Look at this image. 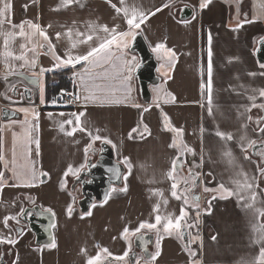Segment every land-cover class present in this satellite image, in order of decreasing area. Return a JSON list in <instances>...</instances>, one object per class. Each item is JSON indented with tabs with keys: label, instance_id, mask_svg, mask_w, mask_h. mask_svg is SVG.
Wrapping results in <instances>:
<instances>
[{
	"label": "crops",
	"instance_id": "1",
	"mask_svg": "<svg viewBox=\"0 0 264 264\" xmlns=\"http://www.w3.org/2000/svg\"><path fill=\"white\" fill-rule=\"evenodd\" d=\"M262 2L264 0H211L207 7L201 8L203 0H125L124 4L121 0H74L71 4H65L64 0H0V8L5 3L10 5L3 28L16 34L15 39L10 40L8 50L14 56L25 55L29 61L24 64L12 57L5 58V37L0 35V173L5 179V186L0 191V238L17 241L0 244V258L4 255L7 264H88L90 259L101 255L102 264H136L137 260L139 264H146L151 257L135 247V238L139 234H152L155 239L150 247L151 256L157 252V243L160 255L151 260V264H253L261 247L253 243L258 235L253 231V225L264 224V218L256 211L264 209V177L260 174L264 159L252 156L251 149L243 152L240 137L246 135L248 140L257 143L264 140V133L258 131L257 124L259 121L264 127V109L252 107L253 102L264 104V97L259 96V90L264 89V75H261L264 68L255 56L257 43L264 36ZM166 4L170 6L165 7ZM112 5L121 9L127 7L129 14L135 9L147 16L134 31L143 36L158 62L156 73L161 81L150 87V103L141 96L135 71L130 81L132 91L125 98L119 80L96 76L82 81L78 74L83 73L86 66L83 63L75 67L63 64L57 67L58 61L48 43L39 35L32 36L33 30L26 23L39 24L55 46V54L67 59V54H85L91 47L98 46L102 38L108 37L99 30L100 26L115 27L117 32L128 30L123 11L117 13ZM185 6L191 7L193 14L183 20L180 15ZM12 24H24V32L29 38L21 37L19 27L12 29ZM239 24L243 27L238 28ZM69 30L71 37L67 35ZM209 34L211 104L207 90ZM88 35L93 36L91 41H87ZM133 40L129 38L126 49L118 50L115 45L112 48L117 55L122 51L126 60L132 61L134 57V63L139 64V55L131 52ZM161 43L175 53L171 61L163 52L158 54L153 50ZM41 44L44 47H40ZM34 46L35 51H30ZM66 69L73 71L72 86L79 96V103L74 107L63 106L48 98V85L55 81L54 77L49 80L48 74ZM105 70L98 68L95 72ZM110 88L116 89L114 94L108 91ZM27 90L32 92L31 101L26 99ZM90 93L97 99L86 102L84 97ZM105 97L122 102L101 103ZM5 108L16 115L4 119ZM19 109H29V112ZM33 111L38 114V119L34 118ZM61 112L66 115L60 116ZM72 112L85 113L79 126L67 115ZM165 115L173 127L183 130L182 136L165 128ZM69 119H73V123H65L64 131H60L61 122ZM145 125L148 132L144 130ZM73 127H77V131L67 135ZM79 127L85 131H79ZM29 131L31 143L27 147H30L31 155L26 157L23 145L25 133ZM217 131L229 133L234 138L222 140L216 135ZM88 133L112 141L110 145H115L112 147L116 159L123 163L124 177H127V180L123 177L121 186L113 188L115 191H111L107 202L91 207L90 216L89 212L83 214L79 209L80 187L73 190L68 184L77 176L65 175L69 166L81 169L90 157L96 160L103 139L93 142ZM174 141L176 147L171 146ZM14 144L15 165L12 163ZM89 144L92 147L86 154L85 148ZM244 144L246 147L247 141ZM184 145L194 149L196 154L186 151L181 154ZM226 150L232 152L233 164H229L224 155ZM246 155L249 159L244 158ZM177 157L183 158L182 167L175 173L177 180L188 178L189 169L200 174L198 186L187 193L188 205L183 203V197L177 200L171 194L174 181L168 173ZM126 158L131 164L130 174ZM29 161L38 175L37 186H11L17 183L12 179V168L19 169ZM241 171L247 174L249 182L255 177V183L259 184L252 190L257 193L254 208L244 207L236 195L221 199L219 192L203 191L204 187L216 189L221 183L235 191L236 185L232 181L244 182L243 175H238ZM41 172L48 175L40 176ZM125 186L127 191H121ZM185 187H191V182L188 185L181 182L178 194ZM194 194L201 195L199 208L192 200ZM213 195L217 197L215 200ZM241 195L246 197L244 205L248 204L247 197L251 192L246 190ZM208 201H211L210 205ZM157 205L159 213L155 211ZM34 206L55 213V227L52 228L55 248L38 245L35 233L23 220L25 210ZM69 206L73 209L71 217L67 213ZM182 208L188 212L182 222V233L184 229L187 231V239L180 238L175 231L172 235L165 233L163 219L159 230L139 228L141 223H155L157 214L178 218ZM31 214L34 213L27 216ZM8 216L15 219L9 220L5 227L3 221ZM126 229L127 238L124 236ZM104 248L111 256L102 253ZM135 250L141 254L132 261L131 254ZM190 252L196 255H190ZM125 253L126 260L114 259Z\"/></svg>",
	"mask_w": 264,
	"mask_h": 264
},
{
	"label": "snow or ice",
	"instance_id": "2",
	"mask_svg": "<svg viewBox=\"0 0 264 264\" xmlns=\"http://www.w3.org/2000/svg\"><path fill=\"white\" fill-rule=\"evenodd\" d=\"M74 0H64L65 4H71L73 3ZM125 0H121V4H124ZM211 3V0H203V3L201 4V8L207 7V5ZM169 4H166L165 7H169ZM10 5L5 3L3 8H0V35L4 36V48L5 51L3 53V55L5 56V58L8 57H12L15 60H21L24 62V64H28L29 61L27 60L26 56L21 54L18 56H14L13 53L11 51L8 50L9 47V42L10 40H14L15 39V33L13 31H5L3 26L5 24V22L7 21V17H6V13L9 9ZM112 7H114L117 11V13H120L121 11H123L124 16L127 18L126 22L128 25V30L127 31H122V32H117L116 28H109L108 26L104 25V26H100V31L108 34V37H104L101 39V42L99 43L98 46H94L91 47L90 50H88L85 54L82 55H76V56H72L70 53L67 54V59H62L60 56L55 54L54 48L55 46L51 44V40L49 38V36L41 29V26L39 24L33 23L31 21H28L26 23L29 24L30 28L33 30L32 31V36H36L39 35L40 37H43V40L45 42L48 43V48L52 51L53 56L55 57V59L58 61V64L56 65L57 67H59L60 65H72L73 67H75L76 64H85L86 66L83 69V73L82 74H78L80 75V78L82 81L87 79H93L96 76H102L103 78H111L113 80H119L120 85L122 86L121 90L125 93V98H127L132 89H131V84L130 81L132 80V73L135 71V69L137 67H139L138 64L134 63L135 58L133 57L132 61H128L125 59V54L121 51L119 55H117V52L113 50L112 46L115 45L116 49H126L129 47V38L134 39L135 38V29L140 28V25L142 23L145 22V20L147 19V16L142 12V11H137L135 9H133L131 11V14H129V9L127 7H124L123 9L116 7V5H112ZM260 9L262 11H264V2H262L260 4ZM160 9H157V11H159ZM153 15L155 13H152ZM10 23V21H8ZM249 23L252 21H248ZM19 27L20 32L19 35L21 37H25V38H29L28 34L24 32V24H20V25H11L12 29H15ZM49 27H51V25H49ZM90 27H92L90 25ZM239 27H243L242 24L238 25ZM236 29H234L235 31ZM67 35L69 37H71L72 32L71 30L68 31ZM78 35H82V33H78ZM60 34L57 33L56 34V38L59 39ZM110 37V38H109ZM93 39L92 35H88L87 37V41H91ZM85 42V41H82ZM208 42H209V51H208V81H207V90H208V102L209 104H211V93H212V62H211V57H212V51H211V35L209 34V38H208ZM262 43H264V41H261ZM26 47V45L24 46ZM40 47H44L43 44L40 45ZM72 47L75 48L76 44L73 43ZM155 52H157L158 54L163 52L164 56H166L167 58H169V60L171 61L174 57H175V53L172 52L171 50L167 49L166 46L161 43L158 44L154 49ZM30 51H35V46L30 49ZM32 65H35V60H33ZM107 66V67H106ZM262 68H264V64L260 65ZM163 67V65L161 66ZM98 68H105L106 70L103 73H96L95 70ZM110 68V71L108 70ZM42 72L45 70H41ZM165 75H167V73H165ZM250 75L255 76V73H250ZM261 75H264V73H261ZM7 77H5L6 79ZM163 86H161L162 89ZM161 89H157V91H160ZM108 91L111 94H114V92L116 91L115 88H110L108 89ZM167 95H170L167 94ZM259 96L260 97H264V89L259 90ZM85 101H89V100H96L97 97L95 96L94 93H90L89 95L84 97ZM172 99L174 100L175 97H172ZM250 100H255L254 97H249ZM101 103H121L122 101L120 99H114V100H109L107 97L103 98L100 100ZM134 107H139V105H133ZM252 107H259L261 109H264V104H255L253 102ZM148 109H145V111H147ZM249 111L251 109H248ZM19 111H23L25 113L29 112V109H19ZM209 114H211V108H209ZM52 114L49 113V116H51ZM60 116H64L66 115L65 113L61 112L59 114ZM67 115H69L70 117L74 118L76 125L79 126L81 123V116L85 115V113H68ZM33 116L34 118L38 119V114L35 113L33 111ZM249 120H251V117H248ZM164 120H165V128L169 131H172L174 133H176V135L178 137L183 135V130L182 129H177L175 127H173L170 122H169V118L167 117V115L164 116ZM65 123L67 124H72L73 123V119H69L66 122L62 121L60 124V131H64V125ZM259 121H257L258 124V131L260 133H264V127H259ZM144 130L145 132H148L147 129V125L144 126ZM77 131V127H73L71 131L67 132L66 134L71 136L73 135L75 132ZM79 131L84 132L85 129L83 127H79ZM133 131H136L135 129ZM89 136L92 137V141L95 142L97 140H102L103 139V143L105 144H111L112 141L108 140L106 138H102L99 135L96 136H92L91 133H88ZM150 135V132L148 133ZM141 135L143 136V133H141ZM216 135L218 137H220L222 140L225 141H231L233 140V136L229 133H225L223 131H217ZM26 136V140H25V144L23 145V147H25V156L26 157H30L31 155V150L30 147H27V145H30L31 140H30V131L25 133ZM129 138L131 139V134H129ZM247 141V146L245 147L244 142ZM37 149H39V141H35ZM113 147H115V145H112ZM172 147H176V142L174 141L173 144L171 145ZM240 146H241V150L243 152H247L248 149H257V148H264V140H261L260 144H257L256 140H248L246 135H242L240 137ZM92 147L91 144L88 145L87 148H85V153L87 154V152L89 151V149ZM189 152L192 153V155H195V150L188 147L187 145H184L181 154H183V152ZM12 155H13V165L16 164V147L15 144L13 146V150H12ZM224 155L228 158V162L229 164H233L235 158L233 157V154L231 151L226 150L224 152ZM259 155L264 158V151H260ZM245 159H249V156H245ZM179 160V157L176 158V160L173 161L172 163V168L171 171L168 173V177L170 179H173V184H172V196L175 197L177 200L181 199L183 197V203L185 205L189 204V199L187 196V193L190 192L192 190V188L197 187V181L199 179L200 174L199 173H193L191 169L188 170V178H183L182 180H177L175 173L177 172V161ZM125 163L128 166V171L129 174L131 173V164L130 162L127 160V158L125 159ZM8 166V162L5 161V167L7 168ZM86 165H82L81 169H73L71 166H69L67 172L65 173V175L68 174H73L76 175L77 178L79 177V172L82 170L83 167H85ZM182 167V166H181ZM197 167H199V165H197ZM260 174L262 177H264V167L260 168ZM40 176H47L48 174L46 172H41L39 173ZM208 175H211V173H209ZM238 175H243L244 177V182L241 183L240 180H233V184L236 185V190L233 191L232 189H228L225 187V185L223 183L219 184L218 188L213 189V188H208V187H204L203 191L204 192H219L220 198L224 199V198H228L232 195H236L238 202L241 203L244 207L246 208H254L255 205V201L257 198V193L255 191H252L254 188H258L259 184L255 183V177H252V181L253 182H249L247 174L243 173L242 171L240 173H238ZM12 179L17 181V183L11 185L13 187H35L36 185V181L38 180V175L37 172L35 170L34 164L29 161L28 164L20 167L19 169L17 167H13L12 168ZM125 180H127V177H124ZM42 182V181H41ZM183 182L185 185H188L189 182H191V187H185V189L183 190V192H181L180 194H178L177 192V188L179 187V184ZM5 186V179H4V174L0 173V191H2L3 187ZM63 187V185H62ZM250 191L251 195L249 197H247V199L250 201L248 204L244 205V200L246 199L245 196L241 195L242 192L244 191ZM112 191H115V189H112ZM121 191L126 192L127 191V187L125 186L124 188L121 189ZM162 195V194H161ZM217 197L216 195L212 196V199L215 200ZM192 200L195 202V206L197 208H199V202H200V196L197 195H193L192 196ZM105 202H107V198L105 200ZM165 203H167L165 201ZM209 205L211 204V201H208ZM46 211H48L49 213H51V215H55V213H52L51 209H47ZM72 207L69 206L67 209V213L68 216L71 217L72 215ZM155 211L157 213L160 212V207L159 205L156 206ZM258 215L262 218H264V209H257L256 210ZM92 213L89 212L88 215L90 216ZM188 216V212L185 209H181V214L178 218L173 219V217L171 215L168 216H164L161 217V215L157 214L155 217V223H141L139 228L140 229H158V226L161 225L162 219L164 221L163 224V231L169 235L173 234V231H175V233L182 238L183 237V233H182V222L185 220V217ZM199 216V213H197V217ZM15 219V217H5L3 223L5 225V227L8 226V221L9 220H13ZM18 223V221H17ZM53 227H55V225H52ZM139 230V229H138ZM253 231L258 233L257 237L255 238V240L253 241V243L256 244H260V250H259V254L258 257L253 261V264H264V224H261L259 226L257 225H253ZM129 235L128 230L126 229L124 232V236L125 238H127V236ZM213 239H215V237H213ZM17 241L12 240V239H7V238H0V244H15ZM51 248H55L56 244L53 238V242L48 245ZM160 245L159 243H157V252L151 256L149 261H146V264H151V260H155L159 255H160V251H159ZM186 250H188L186 248ZM102 253L107 254L108 256H111V253L108 252V249L104 248L102 249ZM190 255L195 256L196 253L194 252H190ZM127 258V253L124 254V256H117L114 257L115 260L117 261H124ZM88 264H102L101 261V255H97L94 259H90L88 261ZM136 264H139V260L136 261Z\"/></svg>",
	"mask_w": 264,
	"mask_h": 264
},
{
	"label": "water",
	"instance_id": "3",
	"mask_svg": "<svg viewBox=\"0 0 264 264\" xmlns=\"http://www.w3.org/2000/svg\"><path fill=\"white\" fill-rule=\"evenodd\" d=\"M193 14L191 7L185 6L182 9L180 18L186 20ZM264 36H262L255 49V56L260 64H264ZM131 52H136L139 55V67L135 69V77L138 80L140 93L143 100L146 103L151 102V86H156L161 81V78L157 76L158 62L156 61L155 54L150 50L147 43L143 39L141 34H137L133 40L131 46ZM26 99L32 100V92L27 90ZM16 113L8 108L3 110V118L8 119L15 116ZM264 121V111H263ZM258 145L260 142L257 143ZM258 149H251V154L254 157L262 158L257 152ZM264 149V148H263ZM183 158L179 157L177 161L179 171L182 166ZM125 174V167L123 163L117 161L115 151L110 144L101 143L99 153L96 160L90 159L86 169L82 170L79 177L75 179V184L72 187L74 190L76 185L79 184L81 191V198L78 201V206L83 214L90 211L91 207L96 203L105 202L108 199L113 188L119 187L123 183V177ZM197 196L201 195L194 194ZM31 214L30 217L27 215ZM35 215L37 217H35ZM23 220L27 222L29 228L36 235V243L38 245H50L53 242V224L55 223L54 216L48 211H43L39 206L27 208L23 215ZM19 232H22L21 228H18ZM183 237L187 239V231L183 230ZM154 235L152 234H139L135 238V247L139 249L145 256L151 257V245L154 244ZM137 251L135 250L131 254V259H136ZM0 264H7L4 259V255L0 258Z\"/></svg>",
	"mask_w": 264,
	"mask_h": 264
},
{
	"label": "trees",
	"instance_id": "4",
	"mask_svg": "<svg viewBox=\"0 0 264 264\" xmlns=\"http://www.w3.org/2000/svg\"><path fill=\"white\" fill-rule=\"evenodd\" d=\"M72 72L73 71L71 69H66V70H63L60 72H54V73L48 74L49 80L51 77L55 78V81L49 83V85H48V98L50 101L55 99V97L58 95V93L60 92L61 89H67V88L72 87V81H71ZM90 159H91V157L87 160L86 166L83 168V170L87 168ZM75 179H76V177L71 178L69 180L68 184L70 187L74 186ZM79 199H78V201H79Z\"/></svg>",
	"mask_w": 264,
	"mask_h": 264
},
{
	"label": "built area",
	"instance_id": "5",
	"mask_svg": "<svg viewBox=\"0 0 264 264\" xmlns=\"http://www.w3.org/2000/svg\"><path fill=\"white\" fill-rule=\"evenodd\" d=\"M66 107H74L79 103V96L74 86L67 89H61L55 99Z\"/></svg>",
	"mask_w": 264,
	"mask_h": 264
},
{
	"label": "flooded vegetation",
	"instance_id": "6",
	"mask_svg": "<svg viewBox=\"0 0 264 264\" xmlns=\"http://www.w3.org/2000/svg\"><path fill=\"white\" fill-rule=\"evenodd\" d=\"M260 151H264V149L261 148V149H258V150H257L258 153H260ZM77 186L80 187L79 184H78V185H76L75 189L77 188ZM80 198H81V197H80ZM137 253H138L137 255H140V254H141L140 252H137ZM137 257H138V256H137ZM137 257H136V259H137Z\"/></svg>",
	"mask_w": 264,
	"mask_h": 264
},
{
	"label": "rangeland",
	"instance_id": "7",
	"mask_svg": "<svg viewBox=\"0 0 264 264\" xmlns=\"http://www.w3.org/2000/svg\"><path fill=\"white\" fill-rule=\"evenodd\" d=\"M259 125H260V127H263V123H260ZM263 167H264V162H263ZM129 264H130V262H129Z\"/></svg>",
	"mask_w": 264,
	"mask_h": 264
}]
</instances>
